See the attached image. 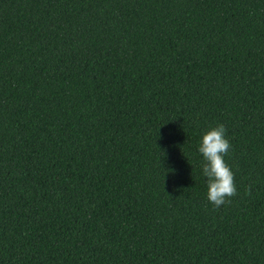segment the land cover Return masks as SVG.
Masks as SVG:
<instances>
[{"label":"trees","instance_id":"16d2710c","mask_svg":"<svg viewBox=\"0 0 264 264\" xmlns=\"http://www.w3.org/2000/svg\"><path fill=\"white\" fill-rule=\"evenodd\" d=\"M0 264H264V0H0Z\"/></svg>","mask_w":264,"mask_h":264},{"label":"clouds","instance_id":"9594fccd","mask_svg":"<svg viewBox=\"0 0 264 264\" xmlns=\"http://www.w3.org/2000/svg\"><path fill=\"white\" fill-rule=\"evenodd\" d=\"M230 149L231 144L222 123L205 131L198 147L203 156V175L207 177V199L217 208L230 204L231 197L237 195L233 171L224 159ZM250 193L251 189L248 188L246 194Z\"/></svg>","mask_w":264,"mask_h":264}]
</instances>
